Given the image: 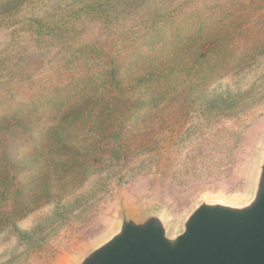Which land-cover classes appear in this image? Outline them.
I'll return each mask as SVG.
<instances>
[{"label": "trees", "instance_id": "16d2710c", "mask_svg": "<svg viewBox=\"0 0 264 264\" xmlns=\"http://www.w3.org/2000/svg\"><path fill=\"white\" fill-rule=\"evenodd\" d=\"M120 2L67 6L46 29L56 36L58 23L81 18L108 25L119 18L113 9L139 0ZM221 2L204 16L164 15L163 23L152 22L118 53L86 45L80 73L6 107L0 115V234L10 231L21 243L37 244L17 226L30 212L58 204L114 161L158 155L163 144L176 141L177 135H167L170 124L188 122L191 112L219 122L248 104L247 89L222 83L264 56V0Z\"/></svg>", "mask_w": 264, "mask_h": 264}, {"label": "rangeland", "instance_id": "374dc122", "mask_svg": "<svg viewBox=\"0 0 264 264\" xmlns=\"http://www.w3.org/2000/svg\"><path fill=\"white\" fill-rule=\"evenodd\" d=\"M7 1L0 0V115L7 106L80 73L86 45L118 53L138 41L152 22L163 23L164 15L181 20L204 16L212 5H218L217 10L223 7L220 0H139L122 11L113 9L119 17L113 23L71 19L64 30L58 23L57 35L51 36L46 27L65 15L67 6L71 9L88 0ZM115 1L117 7L121 0ZM226 78L223 86L247 89L246 106L223 115L219 122L212 114L198 117L191 112L188 122L178 119L170 124L167 135H177L172 138L176 141L163 144L158 155L114 161L90 174L58 204L30 212L17 226L40 241L26 245L10 231L1 233L0 264H71L113 228L122 209L156 205L175 226L201 197L243 199L264 137V56L239 75Z\"/></svg>", "mask_w": 264, "mask_h": 264}, {"label": "water", "instance_id": "95a60500", "mask_svg": "<svg viewBox=\"0 0 264 264\" xmlns=\"http://www.w3.org/2000/svg\"><path fill=\"white\" fill-rule=\"evenodd\" d=\"M243 199L201 197L172 226L163 209H122L71 264H264V137Z\"/></svg>", "mask_w": 264, "mask_h": 264}]
</instances>
